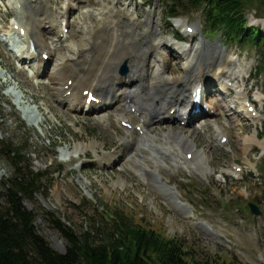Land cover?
I'll use <instances>...</instances> for the list:
<instances>
[{"label":"rangeland","instance_id":"1","mask_svg":"<svg viewBox=\"0 0 264 264\" xmlns=\"http://www.w3.org/2000/svg\"><path fill=\"white\" fill-rule=\"evenodd\" d=\"M243 1L247 23L259 25L260 32L264 34L262 0ZM167 2L32 0V4L39 8L37 18L40 24L50 23L53 18L57 20V30L62 35H51L50 41L57 50V56L61 55L60 64L64 60L62 55L70 58L76 53L82 55L83 49H91L96 44L98 46L92 51H85L82 58L95 66L118 69L117 75L125 77L131 72L136 73L130 70L126 62L138 54L136 59L141 60L146 35L160 40L164 47H169V42H178L175 49L167 48L172 55L166 61L167 68L161 67L166 73L183 70L184 60L173 53L180 50V45H187V49L195 47L193 52L198 64L192 63L187 70V82L190 81L191 85L200 78L197 70L201 64L199 61L203 66L214 69L231 56L237 58L244 75L239 84L243 85L249 100H255L252 105L261 120L253 124L241 118L234 112L241 108L240 101H234L235 91L218 96L216 86L210 84L204 101L209 104L224 98L223 105L217 107L212 117L205 113L193 120L194 124L199 122L196 125L200 128L197 129L198 133H192L191 139L197 151L207 150L206 155H210V160L205 165H209L211 170L204 168V172L200 173L194 168V165H199V157L192 163V157L185 156L184 149L192 151L191 147L185 148L179 139L164 136L163 130H186L191 125L189 122L181 124L173 121V113L168 114L167 106L163 109L166 111L163 119L145 126L147 134L156 136L155 148H148L150 155H147L144 166L147 172L143 170L144 173L140 171L141 165L137 161L141 160V153L132 148L133 144L123 142L125 137L130 140L141 138L139 111L127 105L120 107L124 104L121 102L105 105L106 108L95 112L74 113L64 103H57L56 98L52 97L53 89L57 84L60 89L61 82L55 81L57 84H53L47 75L36 77L28 67L30 63L19 60L18 45L6 40L9 34L6 35V31L16 18L9 11V0H0V139L21 143L26 148L25 158L31 168L43 174L41 190L31 200H25L24 204L35 215L38 233L60 252L64 251L65 239L48 221L45 212L49 211L60 218L76 233L91 230V233L98 234L94 235V240L101 238L110 216L120 212L143 227L168 237H180L187 250L202 264L218 261L227 264H264V169L261 168L264 160V75L256 76L261 69V57L249 43L239 46L207 33L200 9H177L180 15L168 18ZM63 15H66L68 23L61 24ZM127 18H133V23ZM149 24L159 27L157 35H154L156 31L150 29ZM186 25L192 27L193 32H188ZM42 29L47 30V27L43 26ZM144 32L146 34L142 35ZM115 33L117 37L111 43L109 36ZM130 38L132 43L128 41ZM167 40L170 41L166 45ZM109 48L111 50L107 53ZM221 49L225 54L223 61L217 63ZM154 51V48H150L147 52V56L151 57L145 66L151 60L158 66V56ZM123 52L128 55L124 54L120 63L114 58H121ZM123 63L128 69L126 75L119 73ZM160 63V66L163 65V62ZM51 66L47 65L44 69ZM109 70V67L104 69V74ZM135 76L136 79L126 76L124 80L117 81V88H128L127 92L132 93L135 87L129 88L130 82L133 81L132 85L146 83L147 78L142 80V75ZM115 77L111 76L109 82L115 81ZM100 84L107 86L108 81ZM183 86V82H179L176 89ZM189 92L190 89L184 95ZM231 103L234 106L232 109L229 106ZM120 118L129 120L131 130L120 123ZM216 122L222 127L226 125L223 132L226 141H220ZM194 124L191 128L196 127ZM253 133L260 145L253 144L245 157L240 138ZM95 139L102 141V144L93 148L90 144ZM83 144L89 146L81 149ZM104 152H111L112 155L108 157ZM172 155L184 166L175 165ZM233 164L240 168L239 171L232 168ZM227 170L233 171L229 173ZM157 172H160V184L153 181ZM9 175L10 167L0 156V180ZM163 181L176 188L177 196L191 208L192 216H179V212L171 207L167 194L159 190L165 187ZM249 202L258 205L260 215L249 212ZM196 221L208 224L219 236L204 234L194 226ZM95 229L98 231L94 232Z\"/></svg>","mask_w":264,"mask_h":264},{"label":"bare ground","instance_id":"2","mask_svg":"<svg viewBox=\"0 0 264 264\" xmlns=\"http://www.w3.org/2000/svg\"><path fill=\"white\" fill-rule=\"evenodd\" d=\"M9 7H10L9 10L10 13L14 14L16 19H14V21L12 22L11 28L6 31V35L9 33L7 35V38L9 37V39L6 38V40L12 41L13 43H16L18 45L19 60L27 61V63H30L28 67L32 70V73L35 74L36 77L39 78L42 77L43 75H47V79H50L53 82V84H57L55 83V81H57L58 83L61 82L60 89L57 87L58 84L54 86L55 89H53L52 97L56 98L57 103H64L74 113H80V112L89 113V112H95L100 108H106L107 106L105 105L121 104V102L130 99L128 105L132 106L136 111H139V114L141 115L142 122L140 124V131L142 136L140 139L137 140H135L134 138L130 140L129 138L125 137L123 142L128 143L129 145L133 144L132 148H134L136 152L141 153V160L140 159L137 160L138 163L141 165L142 170L140 171L143 170L146 171L144 166L146 164L145 162L148 160L147 155L148 156L150 155L148 148H155L154 138L156 135L147 134L145 126L146 124H150L151 122H154L155 119L157 121L160 115L162 116L161 119H163V117L166 116V111H163L165 107L169 106L171 102H174L175 104L170 105L168 109L170 107L176 106V111L174 113L177 114V117H179V119L181 120L186 119L189 123H191V125L194 124L192 122L196 117L205 114V112L203 111H199V113L196 112L190 116L189 114H187L188 107L191 108L192 106L190 95L189 94L184 95L185 94L184 92H187L188 89H193L194 87L200 85L201 87H203V93L206 94L208 86L210 84H213L214 86H216L217 89L216 94L218 96L222 94H228L230 91H235L236 94L235 96L233 95L234 101L235 102L240 101L241 108L234 110V112H237L238 115H240L241 118H245L246 121H252L253 124L258 123L261 120V116L258 115V112L256 110L255 112L248 110V107L252 105L249 102L248 96L245 94L246 91L243 88V85L239 84L241 83L240 82L241 76L244 75H243V67H241L242 65L241 66L239 65V63L236 60L237 58L235 59L233 56H231L229 60H227L225 63L223 64L220 63L223 61V56L225 54L223 49L220 50V53L218 55L219 61H217V63L220 64L217 65V67H214V69L203 66L202 62L199 61V63L201 64H199L197 70L199 72L200 78L196 80V84L191 85L190 81L187 82V70H189L188 68L192 66V63L198 64L195 53L193 52L195 47L193 46L190 47V49H187V45L184 46L180 45L179 46L180 50L178 51L175 50V52L173 53L178 54V56L182 57V59L184 60V64L182 68L183 70L181 72L170 71L169 73H166L165 71L162 70V68L165 67L167 68L166 61L172 55L171 52L167 51V48L173 49L175 45H178V42L177 44H173V42H169V47L167 46L164 47L161 44L160 40L154 39V37L149 38L146 35V39H145L146 42L145 44L143 43L145 46L144 47L145 52H143V54H140L142 55L141 60L136 59L137 56L139 55L138 54L136 55V58L134 57L135 59L134 58L128 59V61L126 62L127 66L130 68L131 71L133 70L136 71V73L131 72L132 75L131 74L126 75L128 79L130 78L136 79L137 77L135 75H142V80L143 78L145 79L147 78L146 83L144 84L136 85L134 83L132 85L133 81L130 82L129 88L135 87L134 91L131 93L130 91L127 92L128 88L127 89L117 88L116 82L120 80H124V78L126 77V76L125 77L118 76L116 71L118 69H112V67L110 66H102V67H99L97 65L95 66L89 63L87 59L82 58V55L85 53V51L87 52L92 51L93 48L98 45L93 44L92 45L93 47L91 49L86 47L81 51L82 55H78V53H76L75 56H72L71 58L69 56L62 55V59L64 58V60L60 64L59 62L61 60V55L60 57L57 56V50L53 46L54 45L53 42L50 41L51 35L57 37L59 34H61V32L58 33L57 30L56 18H53L50 21V23L44 22L43 24H40L38 22L39 19L37 18L38 17L37 15L39 14V8L32 4V0H9ZM66 11L67 10H65V12ZM126 20L129 21L130 23H133V18H127ZM62 21L63 22L61 24H63L64 22L68 23V19H66V15L62 16ZM45 24L48 25L45 26ZM43 26L47 27V30L42 29ZM149 28L154 29L156 31L154 35L158 34L157 31H159V27L157 25L151 26V24H149ZM145 34L146 32H144L142 35ZM127 35L129 36L130 33H128ZM116 37H117V33L111 34L109 36L110 42L112 43L113 40L116 39ZM170 40H167L166 45ZM128 41H130V43L133 42L132 38H130ZM30 45H33L32 50L29 48ZM150 48L155 49L154 51L155 55L158 56L157 59L158 66L154 65L153 60H151L150 64L145 66V63L148 62L151 57V56L150 57L147 56L149 54V53L147 54V52L149 51ZM110 50L111 48L107 50V53H109ZM42 54H45L46 57H42ZM124 54L126 56L128 55L126 52H123L121 53L122 56L121 58L119 57L114 59H117L118 62L121 63ZM55 57L58 61L55 59ZM160 61L163 62V65L161 66L159 65L161 64ZM47 65L49 66L52 65V66L48 69H44ZM108 67L110 68V70L104 74V69ZM110 75L112 77L116 75L115 81L109 82L108 79L111 77ZM226 75L228 76V78L226 77ZM104 80L108 81L107 86L100 84L102 81L104 82ZM179 82H183L184 86L181 89L180 88L176 89V85ZM94 87H99V88L95 89ZM170 87L172 89L169 91ZM120 91L121 93H117ZM66 92H69V94L66 95ZM119 94L121 95V97L119 96ZM90 95H95L96 98H98V100L100 99L99 102L97 101L98 102L97 103L90 101L89 103H86L87 102L86 99ZM81 99H83V101L80 102ZM223 99L224 98H221V100L219 99V101L217 100V102L214 103L210 102L207 105L209 110L208 117H212L211 116L212 112H216L217 107L223 105L222 104ZM233 104L232 103L229 104L230 109L234 108ZM125 105L126 104H122L120 105V107H124ZM227 114H231V112H228ZM172 118H174V114ZM119 120L129 121L128 119L125 118H120ZM196 123L194 124L196 126L194 128H191L192 127L191 125L189 126L190 128L186 130H174L169 128L165 131L163 130V134L164 136L167 135L166 137L179 139L182 142L183 147L185 148L186 146L187 148L191 147L192 151H189V149H184V152L191 153L192 163H194L196 158L199 157L200 159L199 165L198 166L194 165V168L198 170L200 173H203L204 168L207 169L208 171L211 170V167L209 165L208 166L205 165L206 162L210 160V155L209 154L206 155L207 153L206 149L197 151L196 144L191 139L192 133L193 132L198 133L197 129L200 128V126L196 125ZM216 127H217L216 129L217 133L219 134V138L223 136L225 137L226 135L223 132L226 129L225 128L226 125L225 127H222L219 125V123L216 122ZM128 130H131V127ZM240 141H241L240 147L243 150L245 157L247 156L248 151L251 149V147L254 146L253 144L257 143L258 145H260L259 140H257V136L255 135V133L246 136L243 135L240 138ZM210 143L212 142L210 141ZM101 144L102 141H98L97 139H95L90 144V146L95 148L96 146H100ZM87 145L88 144H83L82 148L81 147L80 148L83 149L87 147ZM104 154L108 155V157L112 155L111 152H104ZM172 158L174 159L175 165L182 164V162L179 159H177L175 155H172ZM234 165L235 164L232 165V168L234 167ZM182 166H184V164H182ZM232 171L233 170H231V172ZM227 172L231 173L229 170H227ZM159 173L160 172H157V177L159 176V180L161 181V176L159 175ZM153 181L156 182L155 179H153ZM156 183H159V181L157 180ZM162 184L165 187L160 188L159 190L167 194L169 203L171 207L174 208V210L179 212V209H181L182 207L184 206L189 207L184 201L180 200V198L179 201H176V199L172 197L173 192L178 194V191L174 186H169L164 182H162ZM191 214L192 211L191 212L189 211V212H185L183 215L188 216ZM204 224L208 226V227L205 226L206 231H208L209 233L213 232L211 226H209L206 223Z\"/></svg>","mask_w":264,"mask_h":264},{"label":"trees","instance_id":"3","mask_svg":"<svg viewBox=\"0 0 264 264\" xmlns=\"http://www.w3.org/2000/svg\"><path fill=\"white\" fill-rule=\"evenodd\" d=\"M166 8L168 18L178 17L177 9H200L207 33L239 46L249 43L258 50L261 69L256 76L264 75V34L259 25L247 23L243 0H168ZM25 153L21 143L0 139V156L10 167V175L0 180V264H202L180 237L143 227L120 212L110 216L98 240L93 239L98 234L91 230L76 233L45 212L66 242L64 251L55 250L38 233L35 215L24 204L41 190L43 178L31 168Z\"/></svg>","mask_w":264,"mask_h":264},{"label":"water","instance_id":"4","mask_svg":"<svg viewBox=\"0 0 264 264\" xmlns=\"http://www.w3.org/2000/svg\"><path fill=\"white\" fill-rule=\"evenodd\" d=\"M262 2H263V4H264V0H262ZM119 72H120V74H122V75H125L126 74V72H127V67H126V64L125 63H123L122 65H121V67H120V69H119ZM156 182H157V180H159V176L157 177L156 176ZM172 197L174 198V199H176V201H179V199H178V196H177V194L175 193V192H173L172 193ZM248 207H249V212L251 213V214H253V215H260L261 214V211H260V209H259V207H258V205L257 204H255V203H253V202H249L248 204ZM184 206V205H183ZM191 212V209H190V207H187V206H184V207H182L181 209H179V213H178V215L179 216H182L185 212ZM194 224V226L197 228V229H199L201 232H203L204 234H211L212 236H214V237H216V236H219V234H217V233H214V232H211V233H207L206 231H205V228L206 227H208L207 225H205L203 222H200V221H196L195 223H193ZM206 226V227H205Z\"/></svg>","mask_w":264,"mask_h":264}]
</instances>
